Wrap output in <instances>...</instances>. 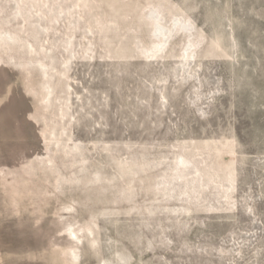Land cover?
Masks as SVG:
<instances>
[{
    "label": "rangeland",
    "instance_id": "obj_1",
    "mask_svg": "<svg viewBox=\"0 0 264 264\" xmlns=\"http://www.w3.org/2000/svg\"><path fill=\"white\" fill-rule=\"evenodd\" d=\"M0 264H264V0H0Z\"/></svg>",
    "mask_w": 264,
    "mask_h": 264
},
{
    "label": "bare ground",
    "instance_id": "obj_2",
    "mask_svg": "<svg viewBox=\"0 0 264 264\" xmlns=\"http://www.w3.org/2000/svg\"><path fill=\"white\" fill-rule=\"evenodd\" d=\"M156 32V31H155Z\"/></svg>",
    "mask_w": 264,
    "mask_h": 264
}]
</instances>
